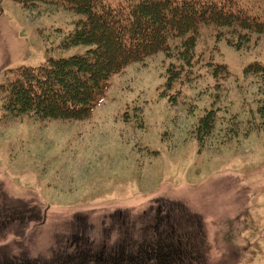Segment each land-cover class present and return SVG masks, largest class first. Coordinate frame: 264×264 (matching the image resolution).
Here are the masks:
<instances>
[{
	"label": "rangeland",
	"instance_id": "1",
	"mask_svg": "<svg viewBox=\"0 0 264 264\" xmlns=\"http://www.w3.org/2000/svg\"><path fill=\"white\" fill-rule=\"evenodd\" d=\"M236 1L264 17V0ZM79 18L0 0V84L85 53L67 43ZM188 36L114 74L88 118L9 117L0 99V264H264V82L245 73L264 34L201 25L191 65L176 52Z\"/></svg>",
	"mask_w": 264,
	"mask_h": 264
},
{
	"label": "trees",
	"instance_id": "2",
	"mask_svg": "<svg viewBox=\"0 0 264 264\" xmlns=\"http://www.w3.org/2000/svg\"><path fill=\"white\" fill-rule=\"evenodd\" d=\"M17 2L25 8L41 2L60 3L65 9L83 15L76 21V28L67 43L90 47L83 54L50 57L37 66L11 69L12 76L0 84L4 115L9 117L88 118L105 95L114 74L155 52L170 51L169 41L188 33L190 36L176 47V52L186 65H191L196 32L201 25L239 27L264 34V17L240 6L236 0H118L115 5L108 0ZM168 70L170 87L180 79L184 68L172 64ZM222 72H228V69L218 65L214 75ZM245 73L257 76L259 83L264 82V64L261 62L249 64ZM261 94L264 96V91ZM218 111L220 108L212 106L200 117L194 129L199 141L203 142L211 133ZM259 113L263 127L264 104ZM72 247L77 248L74 242ZM162 255L164 259L170 257L167 252ZM149 261L146 260V264ZM95 262L102 264L101 260ZM95 262L88 260L89 264Z\"/></svg>",
	"mask_w": 264,
	"mask_h": 264
}]
</instances>
